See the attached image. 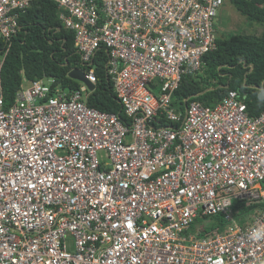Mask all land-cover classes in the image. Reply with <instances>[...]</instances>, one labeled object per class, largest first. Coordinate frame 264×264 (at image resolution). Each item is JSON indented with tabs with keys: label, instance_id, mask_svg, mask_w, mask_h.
<instances>
[{
	"label": "built area",
	"instance_id": "obj_1",
	"mask_svg": "<svg viewBox=\"0 0 264 264\" xmlns=\"http://www.w3.org/2000/svg\"><path fill=\"white\" fill-rule=\"evenodd\" d=\"M41 0H0V264H262L264 112L236 91L178 111L183 78L217 48L226 0H49L97 85L105 69L125 122L87 105L94 92L23 81L5 107L1 71L20 15ZM264 9V3L261 5ZM221 215L201 236L199 218Z\"/></svg>",
	"mask_w": 264,
	"mask_h": 264
},
{
	"label": "trees",
	"instance_id": "obj_2",
	"mask_svg": "<svg viewBox=\"0 0 264 264\" xmlns=\"http://www.w3.org/2000/svg\"><path fill=\"white\" fill-rule=\"evenodd\" d=\"M228 1L241 13L260 21L258 23L264 31V9L261 8L264 0ZM59 12L55 3L41 0L20 15L19 31L12 38L1 71L6 108L12 106L24 80L32 82L53 78L55 84L62 88L77 90L80 87L68 75L72 70L87 71V68L75 49L74 34L62 26ZM5 51L6 43L0 38V55ZM107 58L106 50H102L94 60L97 85L88 96L87 105L101 112L115 114L125 122L113 82L105 69ZM229 91L239 94L250 117H257L264 112V37L218 38L216 50L203 57V73L183 78L175 93L174 104L182 112L193 101L214 106ZM262 210L264 201L249 205L240 203L234 208L233 215L237 223L244 226L254 214ZM196 225L202 229L201 236H207L215 227L223 232L225 221L221 215H214L197 219Z\"/></svg>",
	"mask_w": 264,
	"mask_h": 264
},
{
	"label": "rangeland",
	"instance_id": "obj_3",
	"mask_svg": "<svg viewBox=\"0 0 264 264\" xmlns=\"http://www.w3.org/2000/svg\"><path fill=\"white\" fill-rule=\"evenodd\" d=\"M258 22L260 21L238 11L226 0L224 8L219 15L216 36L224 40L233 36L247 38L264 37L263 27Z\"/></svg>",
	"mask_w": 264,
	"mask_h": 264
},
{
	"label": "water",
	"instance_id": "obj_4",
	"mask_svg": "<svg viewBox=\"0 0 264 264\" xmlns=\"http://www.w3.org/2000/svg\"><path fill=\"white\" fill-rule=\"evenodd\" d=\"M68 77L70 79H72V80H76L78 82H82L83 84L86 85V87L88 88L89 91H93L96 88V86L94 84L90 83L87 80L86 74L83 71L79 70V69L72 70L69 73ZM226 87H228V85ZM262 264H264V262Z\"/></svg>",
	"mask_w": 264,
	"mask_h": 264
},
{
	"label": "clouds",
	"instance_id": "obj_5",
	"mask_svg": "<svg viewBox=\"0 0 264 264\" xmlns=\"http://www.w3.org/2000/svg\"><path fill=\"white\" fill-rule=\"evenodd\" d=\"M249 238L253 240H258L264 238V230L253 229L249 233Z\"/></svg>",
	"mask_w": 264,
	"mask_h": 264
}]
</instances>
